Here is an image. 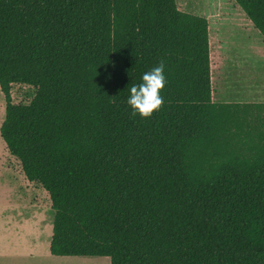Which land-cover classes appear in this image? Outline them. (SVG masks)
Instances as JSON below:
<instances>
[{
    "label": "trees",
    "instance_id": "trees-1",
    "mask_svg": "<svg viewBox=\"0 0 264 264\" xmlns=\"http://www.w3.org/2000/svg\"><path fill=\"white\" fill-rule=\"evenodd\" d=\"M234 1L264 39V0ZM160 61L163 103L134 115L128 87ZM0 91V137L50 200L51 254L264 264V102L212 100L204 16L175 0H0Z\"/></svg>",
    "mask_w": 264,
    "mask_h": 264
},
{
    "label": "rangeland",
    "instance_id": "rangeland-1",
    "mask_svg": "<svg viewBox=\"0 0 264 264\" xmlns=\"http://www.w3.org/2000/svg\"><path fill=\"white\" fill-rule=\"evenodd\" d=\"M178 9L208 23L212 100L264 102V39L234 0H175ZM33 88L12 84L13 102ZM4 99L0 91V123ZM53 210L47 192L25 179L0 137V264H109L108 256L49 252Z\"/></svg>",
    "mask_w": 264,
    "mask_h": 264
},
{
    "label": "clouds",
    "instance_id": "clouds-1",
    "mask_svg": "<svg viewBox=\"0 0 264 264\" xmlns=\"http://www.w3.org/2000/svg\"><path fill=\"white\" fill-rule=\"evenodd\" d=\"M164 69L165 64L160 61L141 74L140 82L129 85L126 104L134 115L150 116L163 103L160 92L166 84Z\"/></svg>",
    "mask_w": 264,
    "mask_h": 264
},
{
    "label": "crops",
    "instance_id": "crops-1",
    "mask_svg": "<svg viewBox=\"0 0 264 264\" xmlns=\"http://www.w3.org/2000/svg\"><path fill=\"white\" fill-rule=\"evenodd\" d=\"M248 18V17H247ZM249 20V19H248ZM249 22H251L250 20H249ZM253 25V24H252ZM258 31V30H257ZM209 32V31H208ZM259 32V31H258ZM210 66H211V63H210ZM213 92V91H212Z\"/></svg>",
    "mask_w": 264,
    "mask_h": 264
}]
</instances>
